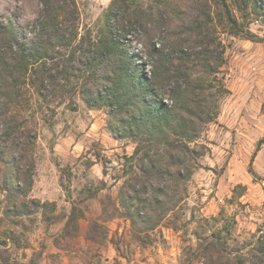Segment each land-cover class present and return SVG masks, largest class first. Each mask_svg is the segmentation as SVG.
I'll use <instances>...</instances> for the list:
<instances>
[{
  "label": "trees",
  "instance_id": "16d2710c",
  "mask_svg": "<svg viewBox=\"0 0 264 264\" xmlns=\"http://www.w3.org/2000/svg\"><path fill=\"white\" fill-rule=\"evenodd\" d=\"M39 2L38 16L26 24L0 13V161L10 195L6 213L20 217L42 209L46 214L56 206L26 201L37 167V134L15 111L24 86L30 81L39 97L51 101L59 88L73 84L89 108L109 109L108 127L115 138L137 144L129 159L142 154L140 174L123 183L118 201L135 228L154 230L181 207L180 188L206 149L198 140L216 123L222 101L231 94L223 35L264 43L251 29L255 22L264 24V0H113L97 34L81 37L76 0ZM134 41L142 53L131 50ZM263 146L264 138L257 152ZM249 172L258 179L253 160ZM82 215L74 207L69 226L77 228ZM235 224L236 219L228 220L206 237L189 264H264V233L247 251L230 249Z\"/></svg>",
  "mask_w": 264,
  "mask_h": 264
},
{
  "label": "rangeland",
  "instance_id": "374dc122",
  "mask_svg": "<svg viewBox=\"0 0 264 264\" xmlns=\"http://www.w3.org/2000/svg\"><path fill=\"white\" fill-rule=\"evenodd\" d=\"M112 1L76 0L80 37L97 34ZM40 7L39 0H0L2 17L13 15L21 24L34 20ZM251 29L264 38L261 21ZM223 38L231 94L222 101L216 123L198 140L206 149L193 164L192 178L180 188L181 207L147 232L134 227L118 201L123 183L140 174L142 154L129 159L137 144L114 137L109 109L89 108L73 84L59 88L51 101L39 97L30 81L24 86L15 111L37 134V167L26 201L56 206L46 214L38 209L32 215L9 216L0 161V239L8 241L0 244V264H189L203 240L231 219L236 224L230 249L251 248L264 233V177L249 186L235 182L249 173L264 138V43ZM131 50L143 52L135 41ZM74 207L83 214L77 228L68 223Z\"/></svg>",
  "mask_w": 264,
  "mask_h": 264
},
{
  "label": "crops",
  "instance_id": "0c3cea01",
  "mask_svg": "<svg viewBox=\"0 0 264 264\" xmlns=\"http://www.w3.org/2000/svg\"><path fill=\"white\" fill-rule=\"evenodd\" d=\"M256 155H257L256 161L255 158L253 160V169L260 177H264V146ZM254 179H255L254 176L249 172L245 176L244 180L242 181L236 180L235 183L236 184L240 183L245 186H249L254 183Z\"/></svg>",
  "mask_w": 264,
  "mask_h": 264
}]
</instances>
